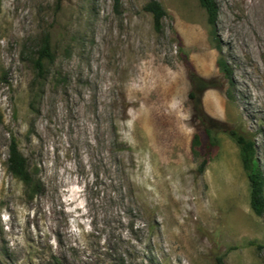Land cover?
<instances>
[{
	"label": "rangeland",
	"instance_id": "obj_1",
	"mask_svg": "<svg viewBox=\"0 0 264 264\" xmlns=\"http://www.w3.org/2000/svg\"><path fill=\"white\" fill-rule=\"evenodd\" d=\"M118 1L0 0V264H264V212L222 132L254 143L264 178V0H216L214 26L197 0H155L159 31L149 0ZM192 71L218 85L201 113ZM12 136L31 185L7 170Z\"/></svg>",
	"mask_w": 264,
	"mask_h": 264
},
{
	"label": "trees",
	"instance_id": "obj_2",
	"mask_svg": "<svg viewBox=\"0 0 264 264\" xmlns=\"http://www.w3.org/2000/svg\"><path fill=\"white\" fill-rule=\"evenodd\" d=\"M197 1L205 10L208 23L211 26H214L218 13L216 0ZM118 4L119 1L114 0L115 9L118 7ZM143 9L151 14L153 27L156 31H159L161 28V20L165 16V11L162 6L155 0H149ZM53 62L54 55L51 51L49 35L45 34L40 39L39 47L34 51L31 58L34 77L31 83L32 94L29 109L33 113L36 112V101L43 95V90L49 78L50 68L53 65ZM217 66L221 71L223 78L229 82V85H231V72L227 63L223 59H219ZM189 82V100L193 103L195 110L201 113L200 95L207 89L218 87V85L200 77L194 71L189 74ZM200 117L202 116L200 115L199 118ZM205 119V117L200 118L201 122L205 126L204 133L209 141V145H215L216 138L213 133H217V130L220 131L219 129L221 128L219 126H213V123L210 120L205 122ZM222 132L226 133L235 142L240 150L243 168L246 172L250 186V205L253 212L257 216H261L264 212V178L259 170L258 163L255 158L254 143L236 130H225L222 128ZM196 141L198 142L197 137ZM7 170L15 179L21 181L23 184L31 185L33 183L26 158L20 152L18 144L13 136L11 137L8 146Z\"/></svg>",
	"mask_w": 264,
	"mask_h": 264
},
{
	"label": "bare ground",
	"instance_id": "obj_3",
	"mask_svg": "<svg viewBox=\"0 0 264 264\" xmlns=\"http://www.w3.org/2000/svg\"><path fill=\"white\" fill-rule=\"evenodd\" d=\"M261 0H259V2H260ZM255 7H256V5H255ZM260 8V7H259ZM260 18H264V11L262 10L261 12H259V14H258V19H260ZM260 21V20H259Z\"/></svg>",
	"mask_w": 264,
	"mask_h": 264
}]
</instances>
